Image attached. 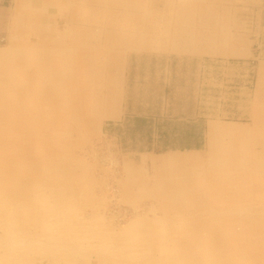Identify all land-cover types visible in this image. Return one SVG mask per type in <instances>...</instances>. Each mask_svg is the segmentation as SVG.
Here are the masks:
<instances>
[{
    "label": "rangeland",
    "instance_id": "1",
    "mask_svg": "<svg viewBox=\"0 0 264 264\" xmlns=\"http://www.w3.org/2000/svg\"><path fill=\"white\" fill-rule=\"evenodd\" d=\"M0 51V264H264V0H0Z\"/></svg>",
    "mask_w": 264,
    "mask_h": 264
},
{
    "label": "bare ground",
    "instance_id": "2",
    "mask_svg": "<svg viewBox=\"0 0 264 264\" xmlns=\"http://www.w3.org/2000/svg\"><path fill=\"white\" fill-rule=\"evenodd\" d=\"M156 19V18H155ZM148 23H149V21H148ZM147 23V24H148ZM153 23V22H152ZM162 24V23H161ZM159 26V25H158ZM140 27V26H139ZM146 27V26H145ZM143 28V27H142ZM161 29V28H160ZM174 29H176V28H174ZM174 29H173V27H172V31H174ZM167 31V30H166ZM145 32V31H144ZM148 32H149V29H148ZM126 33V32H125ZM142 34V33H141ZM174 34H175V31H174ZM170 35V33L168 32V33H163V31H160V32H157V31H155L154 32V37H155V41H154V43L155 42H160V41H162L163 39H166L168 36ZM182 35V34H181ZM175 37V36H174ZM169 38V37H168ZM179 38V37H178ZM177 38V39H178ZM146 39V38H145ZM175 41V40H174ZM180 41V40H179ZM147 42V41H146ZM166 42V41H165ZM180 43H181V41H180ZM143 44V43H142ZM147 43H145V45H146ZM167 44H168V41H167ZM184 45H185V43H184ZM168 46V45H167ZM186 46V45H185ZM141 47V46H140ZM139 47V48H140ZM176 47V46H175ZM179 47V46H178ZM173 48V47H172ZM177 48V47H176ZM189 48H191V47H189ZM167 49V48H166ZM183 49V47L181 48V50ZM187 50H188V48H186ZM139 50V49H138ZM185 50V49H184ZM192 50V49H191ZM182 52V51H181ZM188 52H189V50H188ZM6 55H8V52H5V55H3V52L2 51H0V59L2 60V59H4V58H6L7 56ZM1 57H3V58H1ZM45 58H46V55H45ZM63 60V59H62ZM45 62L47 61V60H44ZM61 63V62H60ZM62 63H64V62H62ZM45 64V63H44ZM47 64H45V66H46ZM47 68H48V66H47ZM263 68V67H262ZM50 70V69H49ZM45 71H46V68H45ZM59 71V70H58ZM47 73H49V72H47ZM50 74V73H49ZM47 75V74H46ZM51 76V75H50ZM48 77V76H47ZM47 77H46V79H47ZM50 79V78H49ZM48 79V80H49ZM1 81H3V80H1ZM2 96H3V94H2ZM241 130L242 129H240V130H238L237 131V128L235 127V128H232V126H219L218 124H216V123H211L210 124V128H209V132H208V143H209V146H212L213 147V144H214V140H215V138L216 137H218V136H230V135H236V134H240V132H241ZM216 146H218L217 144H216ZM133 160V159H132ZM198 161H200V157H198L197 155H188V156H184V157H177V156H171V157H169V158H165V159H158V160H153L152 162H153V164H156V165H168V164H191V163H195V162H198ZM130 162V161H129ZM132 163V162H131ZM134 164V163H133ZM38 187V186H37ZM33 188H34V190H35V188L36 187H34L33 186ZM33 190V191H34ZM37 190H39V189H37ZM36 191V190H35ZM1 196V195H0ZM12 211V210H11ZM53 212H51V214H52ZM67 222H69V221H67ZM70 224V223H69ZM42 225H45V224H42ZM9 226V225H8ZM65 226V225H64ZM167 226V225H166ZM11 227V226H10ZM43 228V227H42ZM47 228H49V227H47ZM45 230V229H44ZM164 234V233H163ZM164 238V237H163ZM163 240H165V239H163ZM167 240H168V238H167ZM163 244V243H162ZM161 245V244H160ZM165 246V245H164ZM167 249V248H166ZM166 251V250H165ZM168 251V250H167ZM161 253V252H160ZM167 253V252H166ZM126 255V254H125ZM158 255V254H157ZM140 257V256H139ZM141 258H143V257H141ZM174 259V258H173ZM194 259V260H193ZM115 260H116V258H115ZM175 260V259H174ZM190 260H192V261H195V258L194 257H191L190 258ZM213 260V258H210V260L209 261H212ZM175 261H177V259L175 260ZM147 263H149V262H147L146 261V263L145 264H147ZM218 263V260H213V262L211 263H209V264H217ZM219 263L221 264V260H219ZM218 263V264H219Z\"/></svg>",
    "mask_w": 264,
    "mask_h": 264
}]
</instances>
